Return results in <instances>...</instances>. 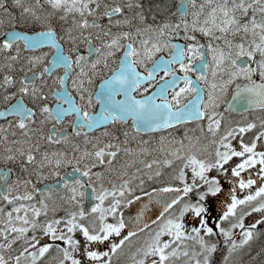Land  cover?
Instances as JSON below:
<instances>
[{
  "label": "snow or ice",
  "instance_id": "6c2138e0",
  "mask_svg": "<svg viewBox=\"0 0 264 264\" xmlns=\"http://www.w3.org/2000/svg\"><path fill=\"white\" fill-rule=\"evenodd\" d=\"M6 3L0 264H264V0Z\"/></svg>",
  "mask_w": 264,
  "mask_h": 264
},
{
  "label": "flooded vegetation",
  "instance_id": "af4514ba",
  "mask_svg": "<svg viewBox=\"0 0 264 264\" xmlns=\"http://www.w3.org/2000/svg\"><path fill=\"white\" fill-rule=\"evenodd\" d=\"M26 2L27 3H33L34 2V0H26ZM141 2H143L144 3V6H146V10H148V11H150L149 10V7L150 6H154L156 3H158V2H163V0H149V1H147V0H141ZM145 3H147V5L145 4ZM5 6L6 7H8L9 9H10V11H14V12H16L17 14H19V11H20V9L19 8H16L14 5H12V3H11V0H7V3L5 4ZM151 12V11H150ZM145 15H146V13H145ZM157 15L158 16H161L162 17V14L161 13H157ZM147 18V21L149 22V23H151V22H153L152 20H151V16L149 17V16H147L146 17ZM60 71H62V69L60 70ZM162 74V73H161ZM97 83H98V80H97ZM151 90V89H150ZM11 102V101H10ZM26 102H29V101H27L26 100ZM50 104H54V103H56V100H55V97H50L49 98V101H48ZM6 105L2 102V101H0V108H4ZM249 115H251V113L249 114ZM240 116H241V114H238V113H233L232 114V117H233V119H240ZM5 122V120H4V118H0V123H4ZM53 123H55V121H53ZM128 123L130 124L131 123V121L129 120L128 121ZM189 128L190 127H192V126H196V124H195V122H190L188 125H187ZM58 127H61V125H58ZM63 127H65V128H67V130H69L70 131V126H67V125H63ZM109 127V129H112V125H109L108 126ZM123 127H125V125H116V130L117 131H119V130H121ZM45 131H46V129H45ZM172 132L176 135V136H178V135H183V133H184V126H175L173 129H172ZM92 134H96L95 132H93ZM149 136H155L156 138H158L159 137V135H161V133L160 132H157V133H150V134H148ZM146 138V137H145ZM140 139V137H138L136 140H133V139H131V137L129 138V147H139V144H138V140ZM119 162V160L117 161V163ZM247 219V218H246ZM258 238V237H257ZM257 238H255L253 241H252V244H251V246H252V248H253V250L254 251H258L261 247H264V236H260V238H262V242L260 243V242H256V240H257ZM256 243H258L256 246H255V244ZM245 252H246V250H245ZM245 259L244 260V263H242V264H250V262H249V260H248V255L247 254H242L241 255V257H240V259ZM219 259H220V254L218 253L217 255H216V262H217V264H218V261H219ZM114 264H123V259L122 258H116L115 260H114ZM252 264H253V262H252ZM255 264H259V261L258 262H255Z\"/></svg>",
  "mask_w": 264,
  "mask_h": 264
},
{
  "label": "rangeland",
  "instance_id": "374dc122",
  "mask_svg": "<svg viewBox=\"0 0 264 264\" xmlns=\"http://www.w3.org/2000/svg\"><path fill=\"white\" fill-rule=\"evenodd\" d=\"M147 1H149V0H147ZM143 3V2H142ZM144 4V3H143ZM146 5H147V3H145ZM145 13H146V17L147 16H151V12L150 11H148V10H146V6H145ZM152 20V19H151ZM196 126H192V127H190V129H192V128H195ZM191 134H193V135H196V134H198V129H197V131L196 132H194V133H191ZM178 136H181V135H178ZM157 140H158V138H157ZM149 144H150V146H152V147H155V145L154 144H152V141H149ZM134 148H136V147H134ZM152 156H156L157 158L160 156V154L159 153H153V154H150V156L148 157V158H152ZM256 242H262V238H260V237H258L257 238V240H256ZM258 243H256L255 244V246L257 245ZM260 257H257V260L255 261V262H260ZM244 258L243 259H241V262L242 263H244ZM255 262H253V264H255Z\"/></svg>",
  "mask_w": 264,
  "mask_h": 264
}]
</instances>
